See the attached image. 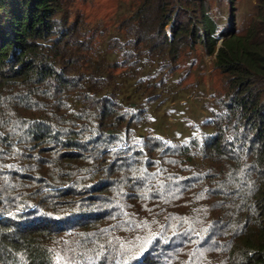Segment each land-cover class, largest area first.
I'll return each instance as SVG.
<instances>
[{
    "label": "trees",
    "instance_id": "trees-1",
    "mask_svg": "<svg viewBox=\"0 0 264 264\" xmlns=\"http://www.w3.org/2000/svg\"><path fill=\"white\" fill-rule=\"evenodd\" d=\"M77 2L0 0V264H264V0H133L105 47ZM185 46L223 92L202 132L143 135L122 83Z\"/></svg>",
    "mask_w": 264,
    "mask_h": 264
},
{
    "label": "rangeland",
    "instance_id": "rangeland-1",
    "mask_svg": "<svg viewBox=\"0 0 264 264\" xmlns=\"http://www.w3.org/2000/svg\"><path fill=\"white\" fill-rule=\"evenodd\" d=\"M210 12L219 20V25L230 19L233 12L236 23H244L250 17V9L255 0H209ZM133 0H78L77 6L92 20H100L103 45L109 40L119 18L132 7ZM106 49V48H105ZM104 49V50H105ZM213 54L204 52L200 46L181 50L175 70L168 72L165 67L150 65L142 71L141 81L129 78L122 83L124 101L144 107L148 117L135 125L143 135L152 132L167 139L186 140L192 132L204 130V118L214 105V95L223 92L221 73L212 64ZM169 70V67H168ZM154 82H159L158 86ZM154 93L152 97H147ZM155 95V96H154ZM206 130H211L207 126ZM138 253L136 264H145ZM63 255H65L63 253ZM67 256V255H65ZM177 255L171 256L161 264H179ZM70 264L69 260L67 261ZM183 262V261H182ZM181 262V264H182ZM102 264V263H100Z\"/></svg>",
    "mask_w": 264,
    "mask_h": 264
}]
</instances>
